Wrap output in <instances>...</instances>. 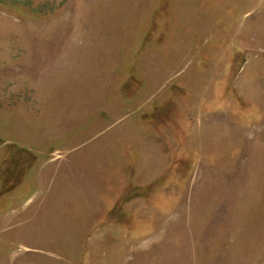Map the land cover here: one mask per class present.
I'll return each instance as SVG.
<instances>
[{"label":"rangeland","instance_id":"rangeland-1","mask_svg":"<svg viewBox=\"0 0 264 264\" xmlns=\"http://www.w3.org/2000/svg\"><path fill=\"white\" fill-rule=\"evenodd\" d=\"M0 264H264V0H0Z\"/></svg>","mask_w":264,"mask_h":264}]
</instances>
